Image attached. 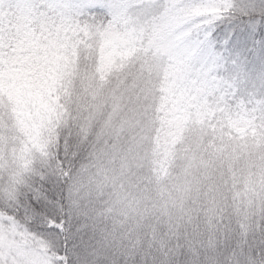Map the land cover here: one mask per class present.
Masks as SVG:
<instances>
[{
    "label": "snow or ice",
    "instance_id": "obj_1",
    "mask_svg": "<svg viewBox=\"0 0 264 264\" xmlns=\"http://www.w3.org/2000/svg\"><path fill=\"white\" fill-rule=\"evenodd\" d=\"M0 264H264V0H0Z\"/></svg>",
    "mask_w": 264,
    "mask_h": 264
}]
</instances>
